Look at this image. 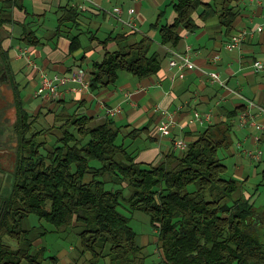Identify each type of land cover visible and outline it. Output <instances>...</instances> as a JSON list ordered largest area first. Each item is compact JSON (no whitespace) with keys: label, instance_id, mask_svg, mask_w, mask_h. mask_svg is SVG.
<instances>
[{"label":"trees","instance_id":"trees-1","mask_svg":"<svg viewBox=\"0 0 264 264\" xmlns=\"http://www.w3.org/2000/svg\"><path fill=\"white\" fill-rule=\"evenodd\" d=\"M166 1L176 14L174 22L162 25V11L151 28L158 32L160 44L172 49L181 39V29L197 30L193 15L198 9H203L201 17L214 13L212 5L202 0ZM230 4L231 0H224L219 12L221 26L227 30L235 21ZM5 8L0 12V27L10 22ZM59 12L57 32L67 25L78 27L76 9L62 7ZM129 32L101 42L103 58L92 63L88 79L91 91L114 85L120 72L144 79L160 70L152 39L144 36L130 42L136 33ZM25 34L24 43L39 44L33 32ZM73 40L76 44L71 49H76L79 41ZM110 42L115 43L113 51L107 49ZM3 58L7 59L5 51ZM5 69L16 97L20 155L17 180L0 215V264H41L46 259L44 248L40 254L33 252L30 231L22 227L29 216L57 230L79 224L80 251L90 255L91 264H146L130 219L118 211L121 199L131 210L149 216L157 230L161 264H264V220L249 200L233 198L238 183L225 177L227 168L218 156L229 145L228 125H208L193 136L185 151H170L153 164L136 161L123 142L126 137L119 143L121 132L111 123L94 127L91 117L60 112L50 127L62 135L56 139L58 145L43 156V144L35 140L41 133L26 137L28 115L10 81V70ZM140 133L134 129L127 138L135 140ZM108 183H125L130 196L124 199L122 191L106 189ZM4 238L13 239L18 247L11 248ZM47 258L56 264V257Z\"/></svg>","mask_w":264,"mask_h":264},{"label":"crops","instance_id":"crops-1","mask_svg":"<svg viewBox=\"0 0 264 264\" xmlns=\"http://www.w3.org/2000/svg\"><path fill=\"white\" fill-rule=\"evenodd\" d=\"M5 1H11V5H4ZM202 1L212 5L214 13L201 17L203 9L200 8L193 15L197 30H180L181 39L174 50L184 53L188 48L196 65L180 78L168 66L170 47L161 45L158 32L151 28L162 11L167 13L165 19L160 20L162 25L174 22L176 14L172 7L168 12L161 10L163 6L168 7L166 0H0V12L5 6L10 19L0 27V43L7 56V59L2 58L4 67L10 70V81L16 87L24 111L27 115L39 116L44 126H50L60 112L91 117L96 124L111 123L128 140L127 150L135 155L136 161L153 164L174 151V140L183 139L188 143L208 125L226 124L230 127L227 149L239 162L248 160L257 164L261 171L254 169L252 177L264 181V153L260 161H253L243 152L255 148L264 151V131L239 124V116L247 112L264 125V71L255 72L252 68L256 61L264 63V0H231L235 21L230 30L222 27L219 19L224 0ZM62 7L76 9L79 20L77 28L67 25L59 33ZM118 7H122L124 19H128L127 9L134 10L139 31L131 36L130 42L144 36L152 39L154 51L161 59L157 74L138 79L123 72L114 85L96 92L70 84L61 87L64 94L58 100L36 96L42 72L53 77L77 70L88 80L92 63L103 58L101 42L116 34L130 35V30L112 15ZM258 25L263 26V31L244 41L241 49L225 48L233 35L242 30H253ZM29 32H33L39 44L24 43V35ZM73 37L79 41L76 49H71L76 44ZM115 47L114 42L107 45L109 51ZM209 72L218 73L225 86L211 85ZM36 101L40 103L35 104ZM164 111L174 112L175 125L168 136L160 137L157 126L164 119ZM195 111L209 114L211 121L195 122ZM134 129L141 133L135 140H130L127 136ZM257 189L252 193L245 192L246 200L254 199L259 192Z\"/></svg>","mask_w":264,"mask_h":264},{"label":"rangeland","instance_id":"rangeland-1","mask_svg":"<svg viewBox=\"0 0 264 264\" xmlns=\"http://www.w3.org/2000/svg\"><path fill=\"white\" fill-rule=\"evenodd\" d=\"M166 9V12H168L170 7L165 8L163 6L161 10ZM165 16H167V13L164 14V17L162 18L165 19ZM30 89L31 88L29 87L28 90ZM3 92V98L6 100V104L1 107L0 111V149H8L17 153L19 157L20 130L18 127L19 116L17 113V103L14 101L16 97L9 86L5 87V91L3 90ZM39 103L40 101L35 102V104ZM4 107L6 109H3ZM26 124L30 125V128L26 127L25 129V131L28 130V133L26 134L27 138H31L35 133H41L35 139L38 143L43 144L40 148L41 155H46L48 151L52 150L54 145H58L56 139L57 137H61V131L58 129H52V127L48 125L44 126L40 122L39 116L28 114ZM96 125L98 124L95 122L91 123V126L95 127ZM122 137L123 135H120L118 139L119 143L122 142ZM124 141H126V138H123V142ZM127 144L128 140L125 145ZM218 156L223 164L227 166L225 177L233 178L238 183L239 189L233 196L234 199L241 198L242 200H246L245 192L252 193L256 187L258 188L257 190H259V192L257 193V196L249 202L253 205L254 211L260 214L262 220H264V181L261 180L260 177H252L253 170L256 169L261 171V168L255 163H249L248 160L239 162L235 156L230 153V149L220 150ZM104 177L107 181L109 180L108 175ZM247 177L249 178V181L243 182ZM106 189L122 191V197L124 199H127L131 192L125 183H108ZM120 201L121 205L118 208V211L130 219L129 225L136 233V242L140 247H143L142 256L145 257V263L161 264L162 255L161 250L158 248L157 230L151 225L149 216L143 211L131 210L124 200L121 199ZM22 227L30 231L34 253L40 254L41 250L43 248L45 249L43 256L46 259H44L41 264H53L52 260L47 257H56V264H91L92 260L90 259V255L82 254L80 251V239L78 233L81 231V227L79 224L74 223L73 226L57 230L53 225L39 220L35 216H29L22 223ZM262 241H264V236H262ZM4 242L13 249L18 247L16 241L11 238H4ZM40 258L41 255H39V259Z\"/></svg>","mask_w":264,"mask_h":264},{"label":"built area","instance_id":"built-area-1","mask_svg":"<svg viewBox=\"0 0 264 264\" xmlns=\"http://www.w3.org/2000/svg\"><path fill=\"white\" fill-rule=\"evenodd\" d=\"M126 13L128 15V19L123 18V9L122 7H118L113 12V17L115 20L121 25L127 27L131 32L137 33L138 27L134 18V10L127 9ZM264 20V14L262 15ZM263 31V26L258 25L253 30H242L240 33L235 34L231 37L230 41L225 45V48L228 50L241 49V46L244 41L252 37L254 33H260ZM168 66L170 69L176 71L177 75L180 78L184 77L186 71L194 70L196 65L191 60L189 55V49L187 48L186 52L180 53L172 48L168 49ZM252 68L255 72L264 71V63L256 61L253 63ZM208 81L211 85H219L224 87L223 81L220 79L218 73L209 72L207 74ZM70 84H78L81 89H89L88 80L82 74V71L73 70L68 75L63 76H53L50 77L46 73L42 72L40 75V84L38 85L35 95L43 98H48L50 100H58L63 94L64 90L61 87L68 86ZM250 106L252 104L250 103ZM109 112H112L109 110ZM164 119L160 121L157 126V133L160 137L168 136L171 133L173 126L175 125L174 120V112L164 111ZM194 121L200 124L209 123L211 120V116L209 114H200L199 112H194ZM239 124L240 126H252L256 131L263 132L264 125L258 123L253 117H251L247 112L241 114L239 116ZM256 141H259L258 137H255ZM188 146V143L183 139H177L173 141L172 149L174 151H185ZM244 154L253 161H260L264 151L259 148H255L254 150L245 149Z\"/></svg>","mask_w":264,"mask_h":264},{"label":"flooded vegetation","instance_id":"flooded-vegetation-1","mask_svg":"<svg viewBox=\"0 0 264 264\" xmlns=\"http://www.w3.org/2000/svg\"><path fill=\"white\" fill-rule=\"evenodd\" d=\"M2 57L3 50L0 48V111L1 107L6 104V100L3 98V90L5 91V87L9 86V79ZM18 165L19 157L17 153L8 149H0V215L2 214L4 200L17 180L16 170Z\"/></svg>","mask_w":264,"mask_h":264}]
</instances>
